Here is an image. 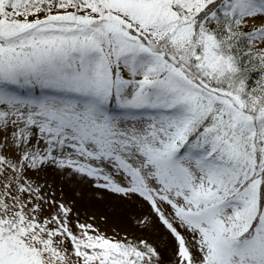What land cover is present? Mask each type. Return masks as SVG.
<instances>
[{
	"label": "snow or ice",
	"instance_id": "6c2138e0",
	"mask_svg": "<svg viewBox=\"0 0 264 264\" xmlns=\"http://www.w3.org/2000/svg\"><path fill=\"white\" fill-rule=\"evenodd\" d=\"M0 264H264V0H0Z\"/></svg>",
	"mask_w": 264,
	"mask_h": 264
}]
</instances>
